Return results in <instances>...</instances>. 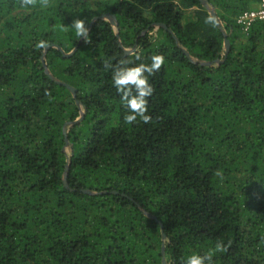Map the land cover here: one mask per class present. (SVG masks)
<instances>
[{
  "label": "trees",
  "instance_id": "trees-1",
  "mask_svg": "<svg viewBox=\"0 0 264 264\" xmlns=\"http://www.w3.org/2000/svg\"><path fill=\"white\" fill-rule=\"evenodd\" d=\"M203 1L0 0V264H264L259 0ZM154 55L129 124L114 74Z\"/></svg>",
  "mask_w": 264,
  "mask_h": 264
},
{
  "label": "clouds",
  "instance_id": "clouds-1",
  "mask_svg": "<svg viewBox=\"0 0 264 264\" xmlns=\"http://www.w3.org/2000/svg\"><path fill=\"white\" fill-rule=\"evenodd\" d=\"M37 0H20L21 7L32 6ZM43 6L48 4V0H40ZM72 27L75 29L77 36H87V29L85 28L84 22L76 20L73 22ZM66 30V29H65ZM47 42L40 41L37 44L38 48H46ZM151 65L140 64L137 67L132 68H120L118 69L113 77L114 86L117 90L123 93V99L127 102V106L130 109L129 114L125 116V121L129 124L135 122L139 117L143 122L148 123L151 119L150 116L146 115L147 112V101L145 97L152 94V87L148 84L147 77L144 73L147 72L151 75L154 71H158L164 64V57L162 55H154L151 57ZM122 64L127 61H121ZM134 86L136 95L132 94V87ZM131 96V99L129 97ZM223 247L217 244L215 249H210L204 256L197 254L190 255L184 264H213L212 257L217 251H222Z\"/></svg>",
  "mask_w": 264,
  "mask_h": 264
},
{
  "label": "built area",
  "instance_id": "built-area-1",
  "mask_svg": "<svg viewBox=\"0 0 264 264\" xmlns=\"http://www.w3.org/2000/svg\"><path fill=\"white\" fill-rule=\"evenodd\" d=\"M235 23L239 26L242 32H247L254 23L264 25V0H259L255 9L244 11L237 16Z\"/></svg>",
  "mask_w": 264,
  "mask_h": 264
},
{
  "label": "water",
  "instance_id": "water-1",
  "mask_svg": "<svg viewBox=\"0 0 264 264\" xmlns=\"http://www.w3.org/2000/svg\"><path fill=\"white\" fill-rule=\"evenodd\" d=\"M200 1H201L202 4L205 5V2H204L203 0H200ZM209 13H210V15L212 16V18L214 19L215 23L219 26V25H220V21H219L217 15L215 14V12H214L212 9H210ZM99 18H107V19L115 20V18H114L113 15L104 14V15L98 17V18H94V19L90 22V25H89V26H92V25H93V24H94ZM224 42H225V48H226V51L228 52V51H229V48H230V44H229V41L226 39V37H225ZM74 52H75V49H74L73 51H71V53H69V54H64V56L69 57V56L72 55ZM128 53H129V51H126V52H125V54H128ZM49 77L51 78V76H49ZM55 83H57V84H59V85H63V86H65L67 89H69V90L71 91V93L73 94V97H74V98L76 97V91H75L74 88H72L71 86H69V85H67V84H64V83H62V82H59V81H57V80L55 81ZM80 118H81V117H80ZM79 120H80V119H77V120H76L75 122H73V123H76V122L79 121ZM65 126H66V124H64V126H63V134H64L65 141H66V140H67V138H66V131L64 130V129H65ZM162 264H165L164 261H162Z\"/></svg>",
  "mask_w": 264,
  "mask_h": 264
},
{
  "label": "rangeland",
  "instance_id": "rangeland-1",
  "mask_svg": "<svg viewBox=\"0 0 264 264\" xmlns=\"http://www.w3.org/2000/svg\"><path fill=\"white\" fill-rule=\"evenodd\" d=\"M88 1L95 2V1H100V0H88Z\"/></svg>",
  "mask_w": 264,
  "mask_h": 264
}]
</instances>
